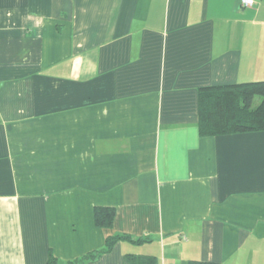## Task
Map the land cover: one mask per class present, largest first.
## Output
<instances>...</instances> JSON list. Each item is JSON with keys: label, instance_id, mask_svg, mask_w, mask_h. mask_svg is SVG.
<instances>
[{"label": "crops", "instance_id": "obj_1", "mask_svg": "<svg viewBox=\"0 0 264 264\" xmlns=\"http://www.w3.org/2000/svg\"><path fill=\"white\" fill-rule=\"evenodd\" d=\"M254 1L0 0V264H264V132L199 129L264 81Z\"/></svg>", "mask_w": 264, "mask_h": 264}, {"label": "trees", "instance_id": "obj_2", "mask_svg": "<svg viewBox=\"0 0 264 264\" xmlns=\"http://www.w3.org/2000/svg\"><path fill=\"white\" fill-rule=\"evenodd\" d=\"M261 102L256 105V99ZM199 129L203 136H218L228 134H247L264 132V81L238 83L230 85L204 87L199 96ZM116 210L110 207H98L94 211V221L98 228L112 227ZM120 241H130L141 244L148 242L147 238H134L119 234L108 238L102 251L88 254L81 261L96 259L101 254L111 251ZM135 264H155L154 257L133 258ZM75 262L61 263L51 256L48 264H80ZM188 264H216L191 260Z\"/></svg>", "mask_w": 264, "mask_h": 264}, {"label": "built area", "instance_id": "obj_3", "mask_svg": "<svg viewBox=\"0 0 264 264\" xmlns=\"http://www.w3.org/2000/svg\"><path fill=\"white\" fill-rule=\"evenodd\" d=\"M255 1L254 0H242V5L247 8H252L255 6Z\"/></svg>", "mask_w": 264, "mask_h": 264}, {"label": "rangeland", "instance_id": "obj_4", "mask_svg": "<svg viewBox=\"0 0 264 264\" xmlns=\"http://www.w3.org/2000/svg\"><path fill=\"white\" fill-rule=\"evenodd\" d=\"M260 102H261V98L258 97V98L256 99V105L259 104Z\"/></svg>", "mask_w": 264, "mask_h": 264}]
</instances>
